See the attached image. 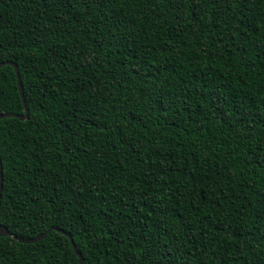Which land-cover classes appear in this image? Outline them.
<instances>
[{"label": "trees", "instance_id": "1", "mask_svg": "<svg viewBox=\"0 0 264 264\" xmlns=\"http://www.w3.org/2000/svg\"><path fill=\"white\" fill-rule=\"evenodd\" d=\"M4 62L0 225L52 230L0 264H264V0H0Z\"/></svg>", "mask_w": 264, "mask_h": 264}, {"label": "water", "instance_id": "2", "mask_svg": "<svg viewBox=\"0 0 264 264\" xmlns=\"http://www.w3.org/2000/svg\"><path fill=\"white\" fill-rule=\"evenodd\" d=\"M3 66H10L13 68L14 70V73L16 75V81H17V88H18V91H19V94H20V97L22 99V102H23V107L25 109V113L24 115H17V114H14V113H2L0 114V120L1 119H4V118H8V117H13V118H17L21 121H24L27 116H28V110L26 108V105H25V100L23 98V93H22V86H21V80H20V76H19V71H18V68L17 66L13 63V62H4V63H0V68L3 67ZM1 188H2V168H1V161H0V195H1ZM52 229H49L48 231H46L45 233L43 234H40L38 235L37 237L35 238H32V239H25V240H22L16 236H13L11 235L6 228H4L3 226L0 225V237H12L13 239H16L18 240L20 243H23V244H33V243H37L41 240H43L46 235L48 234L49 231H51ZM60 233H63L65 234L63 231L59 230ZM66 237L69 239L70 241V244L73 248V251L74 253L77 255L78 257V264H82V257L81 255L78 253L77 249H76V246L72 240V238L70 237V235L68 234H65Z\"/></svg>", "mask_w": 264, "mask_h": 264}]
</instances>
